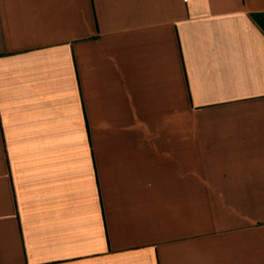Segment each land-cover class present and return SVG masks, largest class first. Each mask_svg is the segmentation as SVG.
I'll return each mask as SVG.
<instances>
[{
	"label": "crops",
	"instance_id": "crops-1",
	"mask_svg": "<svg viewBox=\"0 0 264 264\" xmlns=\"http://www.w3.org/2000/svg\"><path fill=\"white\" fill-rule=\"evenodd\" d=\"M264 0H0V264H264Z\"/></svg>",
	"mask_w": 264,
	"mask_h": 264
},
{
	"label": "trees",
	"instance_id": "trees-1",
	"mask_svg": "<svg viewBox=\"0 0 264 264\" xmlns=\"http://www.w3.org/2000/svg\"><path fill=\"white\" fill-rule=\"evenodd\" d=\"M252 18L256 22V24L260 27V29L264 32V14L262 13L252 14Z\"/></svg>",
	"mask_w": 264,
	"mask_h": 264
}]
</instances>
